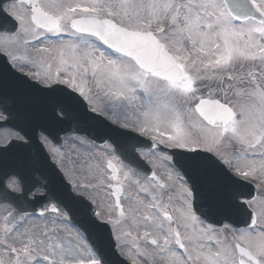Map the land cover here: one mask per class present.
Returning <instances> with one entry per match:
<instances>
[{
    "label": "rangeland",
    "instance_id": "rangeland-1",
    "mask_svg": "<svg viewBox=\"0 0 264 264\" xmlns=\"http://www.w3.org/2000/svg\"><path fill=\"white\" fill-rule=\"evenodd\" d=\"M38 1L43 9L61 17L63 27L70 17L86 14L81 10L73 11L70 9L71 6H74L73 9L79 6L80 9L107 10L113 17L119 12L123 22L128 19L148 23L167 20L173 27L169 36H161V41L170 49L176 50L185 66L184 75L186 71L188 74L182 85L169 87L176 99L180 95L186 98L183 101L185 104L180 105L188 107L190 102L201 97L207 99L222 97L231 108L241 110L242 117L240 116L239 121L232 125L231 134H225L224 131L207 133L202 128L203 135H192L191 127L193 131L202 132L200 125L194 123L190 116L179 117L177 112L171 111L173 103L168 98L165 99V94L170 92L168 85L152 80L153 77L144 75L142 77L140 75L142 73L124 58L110 57L107 64L98 65L97 57L100 52L103 53L101 45L86 37L75 40L74 35H71L72 38L69 40L75 42L82 40L81 43H76L78 53L75 51V42H45L29 50V55H36L17 59L15 55L21 53V44L13 41L21 40L26 35L29 39L33 30L28 14L22 6H8L6 10L20 20L19 33L10 38L0 37V47L14 53L12 59L19 68L23 70L39 68L42 72L38 70L46 75L44 70L49 68L47 71L49 74L54 63L57 65L54 68L58 69L57 72H64L70 78L76 77V80L86 82L87 76L96 70L100 85L95 98L96 105L92 104L93 109L103 107L115 113L117 120L123 119L118 120L119 122L126 123L122 118L124 114L121 115L123 109L131 123L140 124L149 131L173 133L179 140L206 144L203 138L212 143H227L226 140L229 139L232 145L227 143L228 147L237 150L241 149V145H237L241 140L246 139L253 144L258 136L264 133V64H260V70L253 67L251 71L233 69L227 73L225 69L220 71L210 69L211 73L205 77L200 72L205 64L211 61L226 63L227 66L229 58L232 59L231 63L240 58L239 54L247 58L244 51L252 52L255 57V52L261 53V45L258 42L261 40L264 44V27L258 28L253 22L239 27L231 23L221 0H183L181 10L176 0ZM253 2L264 10V0ZM175 5H177L175 9H178L173 13ZM62 26L60 30L64 31L65 27ZM84 40L90 44L84 45ZM172 44H176L177 47H173ZM40 46L42 48H36ZM45 49L50 52H46ZM84 51L86 66L80 63L79 57ZM213 65L214 63H211L209 66ZM202 77L207 82L201 83L199 78ZM86 90L89 94V84ZM127 94L133 95L132 99L128 98ZM145 99L147 101L144 103ZM181 118L185 121L179 123ZM262 140L264 134L260 140V147L264 146ZM86 146L77 143L73 147L75 155L60 156L59 163L65 168L68 178L74 182L75 190L97 200L103 216L111 218L107 222L111 225L118 251L130 264H237L234 248L231 249L229 245V242L233 244L235 241L261 262V255H264V194H259L255 202L251 203V209L261 212L256 211L257 216H260L258 221L260 227L252 231L235 233L226 226L215 229L198 222L189 214L186 194L183 195V199L181 196L167 194L169 198H157V203L149 192L148 183L138 175L130 174L123 169L120 171V182L125 187L122 186L124 192L121 197L124 213L117 217L107 189L112 182L104 169V160L108 155L99 148ZM260 147H252L249 153L258 160L263 159L256 163L258 170L252 174L264 177V147L262 149ZM251 163L253 169H257L255 161ZM237 165L249 172L247 165L242 163ZM140 181L142 184H139ZM176 182L171 188L173 193L180 195L183 188L177 180ZM95 183L99 185H93ZM175 198L182 201L175 203ZM165 214L169 215V220L163 218ZM64 219L59 212L40 218H16L8 210L0 209V264H29L35 257L43 259L39 264H97L95 256L82 236L67 225ZM176 234L183 245L182 251L175 245ZM150 239L155 242V246L148 243ZM11 247L24 251V254H10L8 249Z\"/></svg>",
    "mask_w": 264,
    "mask_h": 264
},
{
    "label": "water",
    "instance_id": "water-1",
    "mask_svg": "<svg viewBox=\"0 0 264 264\" xmlns=\"http://www.w3.org/2000/svg\"><path fill=\"white\" fill-rule=\"evenodd\" d=\"M6 1L8 0H0V31H11L9 28L13 24L11 20L9 19V17L3 14L1 10L2 4H4ZM224 1L227 5V8L229 9L231 14L235 18L244 19L247 16V17L260 20V16H262L259 13V11L256 10L253 5L250 4L248 0H224ZM31 8L34 12H37L34 6H31ZM34 19L38 20V22L34 21L36 25H41L39 23H41L42 18L34 17ZM91 27H93V23L91 24ZM91 27L88 28L84 25L81 28L85 30L87 33H89V31H91ZM100 37L102 38V40L105 41V39H107V34H104V37L102 36ZM107 40H108L109 45H114V44H111V42H109L112 40L114 42V39L111 37V35L108 36ZM154 49H156V47ZM138 53H141L142 55V58L137 60V63L141 67L145 68L148 71L154 72L163 78L174 81V78L170 77L172 69L168 66L166 68L167 72L165 73V69L163 68L165 67V63H167L166 61H167L168 56L166 54H162V56L160 52L159 54H157V51H153V49L147 44L146 45L144 44L143 46H139ZM0 87L7 88L6 85L5 86L0 85ZM3 95L6 96L5 98L15 97L13 93H9V92H5L3 93ZM195 109L206 123L213 125V126L215 125L226 126L225 124L229 121V118H230V115L227 109L219 105H212L211 103L202 102ZM217 112H219L220 115L216 116ZM97 138H100V132L97 133ZM13 148L16 150V149H19L20 146H14ZM6 151L7 150H0V160H4L7 157ZM20 151L22 150L20 149ZM23 153L24 155H26L24 149H23ZM10 174H17L19 176L18 173L12 170L8 171L4 176L7 177ZM3 180H4V177L2 181ZM2 181L0 182V199L4 197L8 198L7 192L5 191V189H3ZM236 199H235V202H236ZM196 210L203 217H205L206 219L210 220L213 223L221 222V220H218L217 215L211 210H203L201 208H197ZM224 217L227 218V220L233 223L236 227L250 226L253 223L252 215L247 209H243V208L236 207L233 209H229V212L228 213L226 212ZM81 227L87 231L88 238L91 241V237H93V231H95V228H97V224L94 222L93 218L87 216V220H83L81 222ZM237 251L240 257V263L242 264L241 259L244 261L245 256H247V254L240 248H237ZM103 261L105 262V264H120L121 263L116 257L106 256V255L103 257ZM247 263H248V260L244 264H247Z\"/></svg>",
    "mask_w": 264,
    "mask_h": 264
},
{
    "label": "bare ground",
    "instance_id": "bare-ground-1",
    "mask_svg": "<svg viewBox=\"0 0 264 264\" xmlns=\"http://www.w3.org/2000/svg\"><path fill=\"white\" fill-rule=\"evenodd\" d=\"M51 99L54 101L52 103V109L53 110H60V111L63 112L64 115H66L68 113V107L66 106V101L70 100V102L73 103L72 106L76 107V103L75 102H77V100L75 98L72 99L70 97H67L66 95L65 96L62 95V94L53 95L51 97ZM84 123H92V119H88L87 118V119H85ZM187 174H190V170L189 169H187Z\"/></svg>",
    "mask_w": 264,
    "mask_h": 264
},
{
    "label": "flooded vegetation",
    "instance_id": "flooded-vegetation-1",
    "mask_svg": "<svg viewBox=\"0 0 264 264\" xmlns=\"http://www.w3.org/2000/svg\"><path fill=\"white\" fill-rule=\"evenodd\" d=\"M86 86H87L86 81L76 80V79H74L72 81V88H73V90H79V91H81L82 89L85 90L86 89Z\"/></svg>",
    "mask_w": 264,
    "mask_h": 264
}]
</instances>
